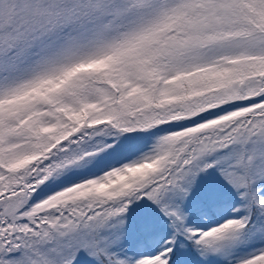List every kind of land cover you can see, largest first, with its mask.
<instances>
[{"label": "snow or ice", "instance_id": "snow-or-ice-1", "mask_svg": "<svg viewBox=\"0 0 264 264\" xmlns=\"http://www.w3.org/2000/svg\"><path fill=\"white\" fill-rule=\"evenodd\" d=\"M0 264H264V0H0Z\"/></svg>", "mask_w": 264, "mask_h": 264}, {"label": "rangeland", "instance_id": "rangeland-1", "mask_svg": "<svg viewBox=\"0 0 264 264\" xmlns=\"http://www.w3.org/2000/svg\"><path fill=\"white\" fill-rule=\"evenodd\" d=\"M154 211V210H153Z\"/></svg>", "mask_w": 264, "mask_h": 264}]
</instances>
